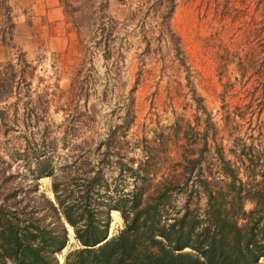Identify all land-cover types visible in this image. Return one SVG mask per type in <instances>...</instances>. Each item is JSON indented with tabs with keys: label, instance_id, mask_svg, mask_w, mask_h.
<instances>
[{
	"label": "rangeland",
	"instance_id": "rangeland-1",
	"mask_svg": "<svg viewBox=\"0 0 264 264\" xmlns=\"http://www.w3.org/2000/svg\"><path fill=\"white\" fill-rule=\"evenodd\" d=\"M59 2L14 19L0 0V69L25 71L0 99L5 183L37 182L51 197V177L34 178V150L48 147L55 163L79 145L92 174L104 158L102 200L170 185L169 213H201L206 188L233 182L264 227V0H175L174 36L150 0ZM107 211L114 235L124 222ZM66 226L59 263L80 246Z\"/></svg>",
	"mask_w": 264,
	"mask_h": 264
},
{
	"label": "trees",
	"instance_id": "trees-1",
	"mask_svg": "<svg viewBox=\"0 0 264 264\" xmlns=\"http://www.w3.org/2000/svg\"><path fill=\"white\" fill-rule=\"evenodd\" d=\"M150 1L161 19L162 33L169 30L174 36L169 19L175 0ZM17 60L27 64L22 53ZM2 69L0 99L25 80L24 69L17 70L10 62ZM75 147L79 145L55 163L48 147L34 150V178L51 177L53 198L38 192L37 182L27 188L21 181L7 185L8 177L2 178L4 169L0 171V264H59L56 254L68 242L66 224L80 246L62 264H264V227L258 225L260 215L255 216L259 209H242L240 186L229 182L225 188H206L203 211L186 206L178 216L166 209L170 185L154 191H148L149 185H136L131 196L118 190L108 195L116 196L110 202L101 199L104 158L92 174L84 156L87 151L77 154ZM108 209L120 212L124 226L107 239ZM241 215L246 216L244 223L239 222Z\"/></svg>",
	"mask_w": 264,
	"mask_h": 264
},
{
	"label": "crops",
	"instance_id": "crops-1",
	"mask_svg": "<svg viewBox=\"0 0 264 264\" xmlns=\"http://www.w3.org/2000/svg\"><path fill=\"white\" fill-rule=\"evenodd\" d=\"M3 5L5 8L8 9L9 14L13 17V12H24V10L29 7L30 5H36L40 4L42 6H53V4H59L60 0H55L54 3L53 0H2ZM69 2L73 3L74 5H79L81 0H68ZM52 2V3H51ZM78 10H75L77 12ZM16 18L15 16L13 17ZM21 20V19H19Z\"/></svg>",
	"mask_w": 264,
	"mask_h": 264
},
{
	"label": "water",
	"instance_id": "water-1",
	"mask_svg": "<svg viewBox=\"0 0 264 264\" xmlns=\"http://www.w3.org/2000/svg\"><path fill=\"white\" fill-rule=\"evenodd\" d=\"M51 193H52V192H51ZM51 198H53V193H52ZM70 227H71V226H70ZM71 228H72V227H71ZM72 233H73V229H72ZM111 236H112V235H111V233L109 232L106 238L108 239V238H110ZM59 264H62V263L60 262Z\"/></svg>",
	"mask_w": 264,
	"mask_h": 264
},
{
	"label": "bare ground",
	"instance_id": "bare-ground-1",
	"mask_svg": "<svg viewBox=\"0 0 264 264\" xmlns=\"http://www.w3.org/2000/svg\"><path fill=\"white\" fill-rule=\"evenodd\" d=\"M113 212L117 213L116 211H113ZM69 230H70V232H71V229H70V228H69Z\"/></svg>",
	"mask_w": 264,
	"mask_h": 264
}]
</instances>
